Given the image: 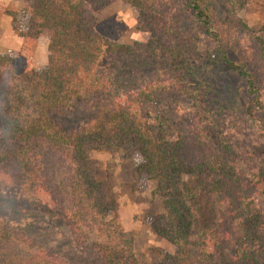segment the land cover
<instances>
[{
  "label": "rangeland",
  "instance_id": "obj_1",
  "mask_svg": "<svg viewBox=\"0 0 264 264\" xmlns=\"http://www.w3.org/2000/svg\"><path fill=\"white\" fill-rule=\"evenodd\" d=\"M24 1L0 0V56L9 60L7 66L0 67V75L7 79L17 76L12 74V64L27 28ZM189 1L148 0L157 12L152 13L148 5L146 13L154 16V30L173 55L160 59L154 69L150 68L153 59L145 62L141 57L140 68L151 70L156 80L170 78L182 89V95L167 101L160 114L167 119L170 141L187 136L180 149L183 158L212 162L220 170L222 163L232 167L233 185L229 183L226 191L243 193L264 212V70L259 63L264 57V0H199L207 19L197 17ZM95 19L96 31L105 40L126 46L150 41L151 34L140 24L139 11L130 0L110 2L95 12ZM48 46L46 36L35 40L32 64L37 71L48 63ZM26 83L21 79L10 82L12 86L20 84L18 89L27 87ZM194 90L202 95L200 103L191 99L189 92ZM18 110L29 112L24 107ZM158 112L151 106L152 117ZM62 117L58 125L65 130L77 132L84 127L75 116ZM127 151L115 149L92 156L95 179L103 184L104 205L91 204L76 190L61 195L59 178L54 175L52 179V169L58 172L65 162L49 153L45 164L50 181L44 185V195L36 199L35 190L11 188L14 196L24 193L26 200L19 206L25 218L20 232L45 251H53L62 264H221L230 252L224 256L217 248L231 242L234 246L242 222L236 210L226 208V197L212 196L209 189H203L207 188L205 181L209 188L214 186L210 169L183 178L181 191L193 225L187 243L178 247L153 231L154 220L166 214V197L156 194L155 179L136 174L142 158ZM205 240L213 246L205 248ZM23 251L29 259L37 255L36 247L25 246ZM2 254L6 259L8 254Z\"/></svg>",
  "mask_w": 264,
  "mask_h": 264
},
{
  "label": "trees",
  "instance_id": "obj_2",
  "mask_svg": "<svg viewBox=\"0 0 264 264\" xmlns=\"http://www.w3.org/2000/svg\"><path fill=\"white\" fill-rule=\"evenodd\" d=\"M113 1H24L27 28L12 64V74L17 76L7 79L0 75V264H62L53 251H45L20 232L25 218L20 215L19 206L26 200L24 193L14 196L11 188L21 192L27 187L35 190L36 199L41 197L46 181H50L45 159L51 153L65 162L58 172L52 169V179L54 175L59 178L57 188L61 195L76 190L91 204L104 205L103 184L95 179L92 156L115 149H128L127 152L141 156L136 174L155 179L156 194L166 197V214L154 220L152 229L178 247L187 243L193 225L192 212L181 191L183 178L197 170L210 169L214 186L209 188L205 181L207 188L203 189H209L212 196L226 197V208L236 210L242 222L241 235L234 246L231 242L228 247L217 248L222 254L230 252L223 254L220 263L263 264L264 212L257 201L243 193L226 191L229 183L233 185V168L225 163L220 170L212 162H187L180 154L187 136L180 135L174 142L168 138L167 119L160 113L173 96L182 95V89L173 85L170 78L156 80L151 70L140 68L141 57L145 62L153 59L150 68L154 69L160 59L173 55L154 30V16L146 13L148 0H130L139 11L140 24L151 34L149 43L133 46L105 40L96 31L95 12ZM189 3L197 17L206 18L199 0ZM149 6L152 13L157 12L154 4ZM40 36L49 40V55L47 65L37 71L32 55L35 40ZM260 59V68L264 70V57ZM8 62L0 56V67ZM244 77L252 87L248 75ZM12 79L26 81L27 87L12 86ZM26 91L28 95L24 94ZM189 93L193 95L191 99L201 102V94L195 90ZM14 104L29 112L23 114ZM153 105L159 109L154 117L150 114ZM66 114L79 118L84 127L70 132L59 126ZM229 225L225 224L226 229ZM25 246L36 247L35 258L29 259L23 253ZM204 246L212 247V241L205 240ZM2 252L8 254L6 259Z\"/></svg>",
  "mask_w": 264,
  "mask_h": 264
}]
</instances>
